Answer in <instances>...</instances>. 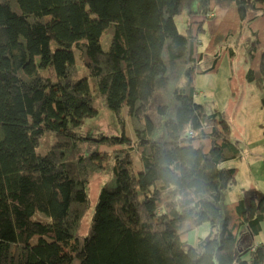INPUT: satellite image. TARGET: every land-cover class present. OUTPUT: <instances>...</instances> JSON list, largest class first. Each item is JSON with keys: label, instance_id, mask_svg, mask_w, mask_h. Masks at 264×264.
Masks as SVG:
<instances>
[{"label": "trees", "instance_id": "obj_1", "mask_svg": "<svg viewBox=\"0 0 264 264\" xmlns=\"http://www.w3.org/2000/svg\"><path fill=\"white\" fill-rule=\"evenodd\" d=\"M216 10L200 69L199 33ZM229 40L246 45L245 78L264 91V0H0V264H264V193L225 200L237 169L222 163L242 147L195 98L196 73L233 53ZM94 95L120 122L125 108L134 137L101 135L125 143L82 154L74 129L97 113ZM82 166L105 177L86 234ZM204 223L208 236L185 247Z\"/></svg>", "mask_w": 264, "mask_h": 264}, {"label": "rangeland", "instance_id": "obj_2", "mask_svg": "<svg viewBox=\"0 0 264 264\" xmlns=\"http://www.w3.org/2000/svg\"><path fill=\"white\" fill-rule=\"evenodd\" d=\"M223 13V10H216L209 13L203 32L199 33L200 45L198 51L203 52L200 61V69L207 68L212 63V55L210 53L209 42L210 35ZM187 13H182L175 16V23L180 33H184L186 23L189 22ZM103 50L107 49L109 40L100 39ZM233 41L229 40L227 45L233 49V53L227 49L221 55L218 66L210 72H198L195 75V98L197 101L207 102L217 108L227 123L230 125L231 134L234 139H238L241 147L246 151L256 149L255 159H248L244 156L237 161H229L222 163L225 166H238V184L231 187L226 195L225 200L232 202L240 196L244 191H250L252 194L264 193V133L262 124L264 123V110L260 103V97L264 91L258 88L254 82H248L245 78V72L250 67V58L246 51V45L233 46ZM226 50V48L224 49ZM77 60V54L75 53ZM79 63V62H78ZM83 68V67H82ZM81 75L87 74L85 69H81ZM94 105L97 113L92 117H87L79 128L74 129L78 134L85 137L87 140L81 145L82 154L91 152L92 150L109 152L114 148L121 147L125 142H120L113 145H107L99 141L101 135L111 137H121L125 135L133 140L134 133L130 121L126 117L125 108L122 109L121 115L123 121H119L116 115L110 110L104 99L99 95H94ZM49 132L45 133L37 148V152L44 154L50 148L54 139ZM132 154V169L141 168L142 163L135 150H131ZM249 157L252 156L248 153ZM250 164V165H249ZM85 174L87 183L88 196L90 206L84 217L82 218L81 234H86L88 231L90 219L98 199V194L101 185L104 183L105 177L89 167H81ZM134 170V169H133ZM249 183H251L249 185ZM33 219L42 220L45 216L36 211L32 216ZM264 229V221L261 223ZM209 225L204 223L188 233L186 245H194L198 238H206L208 236Z\"/></svg>", "mask_w": 264, "mask_h": 264}, {"label": "crops", "instance_id": "obj_3", "mask_svg": "<svg viewBox=\"0 0 264 264\" xmlns=\"http://www.w3.org/2000/svg\"><path fill=\"white\" fill-rule=\"evenodd\" d=\"M231 135H232V134H231ZM237 140H238V139H237ZM251 149H252V150H248V151H246L245 148L243 147V148H242V151H241V156H242V157L244 156L245 158H248V159H251V160H252V159H255V158H256V157H255L256 149H253V148H251ZM248 153H251L252 156L249 157V154H248ZM241 156H240V157H241ZM240 157H239L238 159H234V160L237 161V165H238V160L242 158V157H241V158H240ZM234 160H232V161H234ZM237 165L233 166V167H236V169H237V173H236V180H237V182H236V184H238L239 181H240V180L238 179V174H239L238 172H239V171H238V166H237ZM249 165H250V164H249ZM236 184H235V185H236ZM250 184H251V183H249V185H250ZM235 185H234V186H235ZM244 192H245V191H244ZM246 192H250V191L247 190ZM250 193H252V192H250ZM254 194H258V193H254ZM263 221H264V220H263ZM257 239H258V241L263 242V244H264V229H263V226H261V230H260V233H259Z\"/></svg>", "mask_w": 264, "mask_h": 264}]
</instances>
